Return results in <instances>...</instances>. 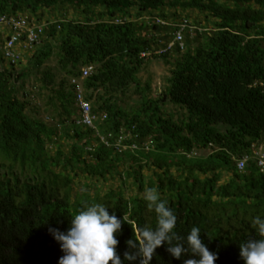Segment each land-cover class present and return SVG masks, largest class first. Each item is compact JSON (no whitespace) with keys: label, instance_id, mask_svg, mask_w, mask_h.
<instances>
[{"label":"trees","instance_id":"trees-1","mask_svg":"<svg viewBox=\"0 0 264 264\" xmlns=\"http://www.w3.org/2000/svg\"><path fill=\"white\" fill-rule=\"evenodd\" d=\"M58 4L80 10L83 19L45 22L25 69L17 68L21 61L5 67L0 53V158L9 162L0 178V264H58L63 253L49 227L66 231L72 215L92 202L125 218L117 237L123 259L136 226H155L154 213L139 196L149 188L176 213L180 236L198 226L203 243L218 254L215 264H243L239 245L258 238L251 221L264 218V171L251 157L253 146L264 150V0H0V15L28 14L41 24L40 11ZM167 6L204 11L214 19L213 28L187 35L183 51L155 54L178 24L174 19L156 24L168 19ZM150 30L164 32V42ZM146 52L151 55L140 56ZM53 56L70 79L94 67L81 85L92 113L105 114L96 123L98 134L113 145L122 132L123 143L137 144V150L119 153L100 142L94 129L77 125L72 85L56 92L62 114L55 122L27 113L32 103L20 92L29 68L38 70ZM171 56L166 89L149 97V87L142 89L138 78L144 61L171 64ZM53 78L45 71L41 81L52 86ZM131 87L141 95L140 104L126 111L117 98ZM165 103L183 111L179 119L163 110ZM245 154L250 158L239 171L236 161ZM144 168L151 172L146 178ZM224 174L229 179L221 183ZM114 175H122L124 183L132 179L138 194L126 197L119 187L103 198L97 192L73 197L78 177L106 181ZM187 258L172 259L161 246L150 264H183Z\"/></svg>","mask_w":264,"mask_h":264},{"label":"clouds","instance_id":"clouds-1","mask_svg":"<svg viewBox=\"0 0 264 264\" xmlns=\"http://www.w3.org/2000/svg\"><path fill=\"white\" fill-rule=\"evenodd\" d=\"M144 200L155 215V226H136L132 238L126 241L123 259L117 253V237L126 220L110 214L107 204L85 203L72 215L64 232L49 227L50 235L63 253L58 264H150L161 246L172 259L190 257L183 259V264H215L218 254L209 251L203 243L198 226H193L186 237L176 232L177 215L157 189H147ZM251 226L258 238L241 243L239 257L243 264H264V218L253 217Z\"/></svg>","mask_w":264,"mask_h":264},{"label":"rangeland","instance_id":"rangeland-1","mask_svg":"<svg viewBox=\"0 0 264 264\" xmlns=\"http://www.w3.org/2000/svg\"><path fill=\"white\" fill-rule=\"evenodd\" d=\"M231 8H234L233 5H231ZM175 10V12H174ZM134 12V11H133ZM163 12L168 15V19H166L165 22L168 24H171V20L174 19L177 22L181 20L182 18H189L190 22L194 26H198L200 28L204 27L211 30L212 22L214 19L210 17V15L204 11H199L195 9H186L183 10L181 7L171 8L169 6L163 8ZM172 13H175V16L173 17ZM41 14V20L40 23L44 24L47 21H55L60 19H66V20H82L83 16L80 12V10H76L70 5L67 4H58L56 7L51 9H43L40 11ZM172 14V15H171ZM27 16H29L27 14ZM33 20H36L34 17H31ZM146 19L147 16H143L141 18H134V21L141 22L142 20ZM161 21V18L158 19ZM149 34H152L156 39L162 40L164 36V32H157L154 30L148 31ZM163 41V40H162ZM164 42V41H163ZM170 42V41H169ZM168 42V43H169ZM161 50V49H160ZM174 62L173 56L170 58L171 64H165L162 60L150 58L146 61H144L141 71L138 74V78L141 83V88L145 89L147 86L149 87V91L147 94L151 98H156L159 96V94L164 91L167 87V79L170 76V71L172 70V64ZM7 62H4V66L7 67ZM20 67H17L19 69H25L29 65V56L26 55V57L22 60L20 63ZM45 71H49L52 75H54L53 78V85H47V87L44 86L41 79L43 76V73ZM29 76L26 78L23 84V92L20 93H26L28 94V100L31 101L32 105L30 107V110L27 111L29 115H34V111L36 114V117L41 118L48 123L55 122L58 118V114H62V109L60 107V102L57 98V91H60L62 88L66 90H71V84H70V78L65 76L64 73L58 70L57 64H56V58L53 56L51 57L45 64L38 70H34L32 68H29ZM64 84L61 85V83ZM82 79H79V82H81ZM141 95L137 93L136 89L134 87H131L128 92L125 95H119L117 100L119 102V105L125 109L126 111H130L131 109L137 108L140 104ZM74 107L77 109V106L74 102ZM32 110V111H31ZM163 110L167 113L173 116L174 120H177L180 118L183 111L179 109L178 107L174 106L173 104H167L165 103ZM37 112V113H36ZM66 153L68 152V145L65 142L61 143ZM0 178L3 176V174L6 173L8 170L9 162L6 160H2L0 158ZM126 169V165L122 164L118 167V172H123ZM14 171L16 174H19V169L17 167L14 168ZM141 174L143 177H148L151 172L144 168L141 170ZM23 176H28V173H23ZM229 179L228 175H223L221 183L227 181ZM119 187L122 188L124 194L126 197H129L130 195H137L138 190L135 186H133L132 179L125 182L123 180V176L120 175H114L113 178L108 177V179L102 180L100 179H87L84 176H80L77 179H75L73 183L72 188V194L73 197L75 195L81 194L82 192H88L89 195L92 197L95 192L99 194L101 198H103L104 195H106L110 190L116 191ZM141 197H144L145 192L140 193Z\"/></svg>","mask_w":264,"mask_h":264},{"label":"built area","instance_id":"built-area-1","mask_svg":"<svg viewBox=\"0 0 264 264\" xmlns=\"http://www.w3.org/2000/svg\"><path fill=\"white\" fill-rule=\"evenodd\" d=\"M156 24L163 26L166 24V22L157 20ZM43 28L44 25L42 23L37 24L27 15H0V53L3 59L7 63L11 64H16L20 61L22 62L26 55L28 56L30 52H32L41 44ZM195 30L201 31L200 27L192 26L186 19H181L170 34L172 38L171 41L164 49L157 50L154 53L159 54L161 52H167L173 50V48H178L179 51H183L185 37L187 35L193 37ZM150 55V52H146L142 53L140 56L148 57ZM93 69V66H86L81 69V75L79 78H72L70 80V84L74 87V102L78 110L76 124L94 129L96 135L100 139V142L104 143L106 146H113L114 149L119 153L126 150L127 148L133 151L137 150L139 148L137 144L133 143L131 145H126L123 143V140L127 135L123 134L122 132L113 145L98 134L96 130V123L98 121L101 122L104 120L105 114H102L99 117L98 115L92 113L91 105L85 100L84 89L81 85V82H79V79L83 80L88 77L93 72ZM262 87L264 89V84H262ZM140 147L148 150L146 143H143ZM251 157H254L257 160V166L260 168V171H264V150L262 147L253 146ZM249 158L250 156L245 154L243 157L237 160L236 168L239 171H243Z\"/></svg>","mask_w":264,"mask_h":264}]
</instances>
